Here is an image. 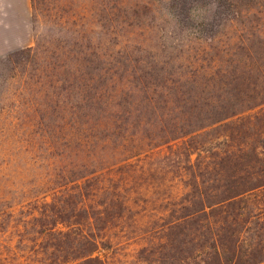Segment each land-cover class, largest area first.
<instances>
[{"label": "trees", "instance_id": "trees-1", "mask_svg": "<svg viewBox=\"0 0 264 264\" xmlns=\"http://www.w3.org/2000/svg\"><path fill=\"white\" fill-rule=\"evenodd\" d=\"M56 2L30 0L29 43L28 0H0V82L19 83L0 101L45 124L51 143L66 129L104 146L154 126L188 175L177 172L186 191L166 200L158 244L140 253L154 264H264V220L246 200L264 187L251 140L264 137V113H252L264 105V0H90L83 22L57 18ZM95 170L0 200V223L33 205L20 225L42 236L39 264H105L98 236L130 207L122 182L102 187ZM92 195L102 199L87 204Z\"/></svg>", "mask_w": 264, "mask_h": 264}, {"label": "rangeland", "instance_id": "rangeland-1", "mask_svg": "<svg viewBox=\"0 0 264 264\" xmlns=\"http://www.w3.org/2000/svg\"><path fill=\"white\" fill-rule=\"evenodd\" d=\"M56 1L58 7L55 8L53 3L49 9L58 10L57 18L72 22L81 17L78 20L83 22L90 16V0ZM28 3L31 11L27 12L23 22L27 23L29 30L28 42L34 43L30 0ZM4 19L0 17V21ZM58 32L61 37L66 31ZM5 85L8 86L4 88ZM18 85L13 79L10 82L1 81L0 90L5 91L9 86L16 89ZM13 102L11 99L0 101V200L13 196L14 200L19 201L26 194L30 197L34 193L32 187H39L37 185L45 179L63 180L60 172H64L70 178L68 181H71V177L76 178L86 171L97 169L96 175L103 181L102 187L114 188L113 182H122L130 209L98 236L100 244L96 254L104 259L105 264H154L150 258H146L148 254L143 256L140 252L153 242L158 244L162 235V217L169 212L165 206L166 200L186 191L185 183L177 172L188 175L179 157L165 156L168 146L164 144L162 134L149 125L135 135L128 133L124 142L111 137L104 146L96 144L94 140L90 143L82 141L79 145L77 137L73 138L65 129L56 135V142L51 143L46 138L40 139L46 133L42 128L45 124L39 128L32 115L16 120ZM253 112L263 114L264 105ZM251 140L258 144L264 156V137L260 142L253 138ZM81 181L86 180L81 178ZM76 183L71 181L70 185ZM22 186L28 187L26 191L20 188ZM90 189L94 193L99 191L94 186ZM100 197L92 195L86 198V203H97L102 199ZM246 200L257 206V209L260 208L254 212V217L260 216L264 220V187L248 193ZM29 202L13 209L9 223H0L1 264H39L38 255L43 253L42 236L31 229L25 231L26 228L20 225V219L33 211L30 207L33 205ZM57 229L67 230L69 227L60 223Z\"/></svg>", "mask_w": 264, "mask_h": 264}]
</instances>
